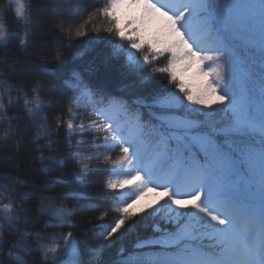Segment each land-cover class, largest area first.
<instances>
[{
  "label": "snow or ice",
  "instance_id": "obj_1",
  "mask_svg": "<svg viewBox=\"0 0 264 264\" xmlns=\"http://www.w3.org/2000/svg\"><path fill=\"white\" fill-rule=\"evenodd\" d=\"M63 2L50 4L53 16ZM6 3L3 21L12 14L19 30L9 36H20L16 47L25 52L35 14L25 0ZM82 9L86 18L77 15L79 22L67 27L61 20L59 32L69 41L89 37V49L111 37L112 57H122L134 79L110 90L77 69L62 77L58 67L41 65L70 95L64 115L54 117L55 130L45 124L33 140L47 134L49 143L33 151L65 149L47 162L73 165L71 185L57 175L42 182V191L21 193L23 200H38L39 215L25 211L30 227L7 243L0 239V249L7 244L16 264H264V0H106L95 8L80 0L75 10ZM7 44L0 28V47ZM44 59L65 63L59 41ZM17 63L8 69L14 72ZM55 86L39 79L30 85L33 95L23 98L30 119L47 121L43 110L51 104L41 94ZM0 89L9 103L12 91L24 92L5 80ZM85 98L78 118L73 105ZM3 100L0 95V107ZM38 161L44 164L45 157ZM98 175L108 176L99 201L86 191L89 178ZM0 179L19 177L5 171ZM57 185L64 190L57 192ZM149 193L160 198L141 203ZM10 207L4 209L9 224L20 219ZM97 212L86 220L91 246L82 245L76 218ZM110 212L114 218L102 223ZM57 228L69 230L50 231Z\"/></svg>",
  "mask_w": 264,
  "mask_h": 264
},
{
  "label": "trees",
  "instance_id": "obj_2",
  "mask_svg": "<svg viewBox=\"0 0 264 264\" xmlns=\"http://www.w3.org/2000/svg\"><path fill=\"white\" fill-rule=\"evenodd\" d=\"M86 3L91 4L95 7H102L106 0H85ZM80 3V0H68V7L70 9L66 11V19L70 23H78L77 15H81L86 18L89 14L87 10L82 9L78 14L75 10L76 6ZM25 4H31V12L36 13L34 0H25ZM0 6H3L0 10V27L3 29L4 40L8 42L7 47H0V60L4 61L3 64H0V69H3L4 75L0 76V80H5L8 83L15 85L18 88H23L24 92H11L12 101L9 103L8 93L4 92L3 89H0V95L4 96L3 107H0V157L5 159H0V172L7 171L9 176H18V180L11 179H0V224L4 225L2 232H0V237L6 243L11 241L13 238V233L18 232L26 227H30L24 224L23 216L25 211H27L31 217H37L38 212V200L35 197H31L29 200H23L20 196L21 193L31 191V188L34 187L35 191L38 193L43 190V181L47 180L51 182L52 178L57 175H63L69 180L71 185V179L68 177V172L70 167L73 165L69 164L67 168H60L56 164H50L47 162V157L50 155L60 156L64 153L65 149L62 147L58 152H35L33 149L37 144L47 145L49 143L50 137L45 134L39 141L33 142L35 135L44 132V125L50 126L53 131L55 130L56 121L54 117L56 115H64L65 107L68 103L67 100H64V97L70 93H66L63 89V86L59 84L57 77L47 75L40 71V67L43 64H48L49 67H58L60 75L62 77H69L70 72L73 69L79 70L86 79L90 80L91 83L95 86H107L110 90H115L118 85L127 84L134 77L128 76L126 69L123 67L124 60L123 58H113L111 55V47L108 45V40L112 39L107 37L104 40L94 43L91 48L88 47L89 37L83 39L75 38L71 41L65 39L63 34L59 32L56 28L53 30L50 35L47 36H38L36 33V14L33 20V29L34 34L29 41L28 48L25 52H20L19 48L16 45L19 43L20 36L10 37L9 33L13 30H19V25L12 23V14L8 13L9 23H4L3 15L7 7L6 0H0ZM57 17V16H55ZM61 19L58 21L60 22ZM75 23L72 25L74 28ZM97 24H102V21H97ZM23 33L21 32V35ZM92 34L90 33V36ZM46 41L58 40L60 43L61 49L65 52V63L62 65L51 64L49 60L44 59L45 57L50 58L53 54L54 45L44 46V50L36 45L37 39ZM71 44V47L68 45ZM84 50V55L82 57L78 56L77 53ZM42 51V52H40ZM13 60L18 61L15 65V71L12 72L8 69L7 65L11 64ZM27 61L28 63H23ZM161 64L163 61L160 62ZM95 69L94 74L90 75L85 71L87 68ZM21 69V70H20ZM147 71V70H145ZM24 72L32 73V77L23 81ZM44 80L50 83H55V90H45L41 94V99L45 103L51 104V107H46L43 110V115L47 116V121L42 120L41 118H36L32 120L29 118L27 110L24 105V96L28 95L31 97L33 93L30 91V85L36 80ZM159 83H163V79L156 78ZM25 82V83H24ZM27 83V84H26ZM52 91H55L54 94L58 100H60V105L56 106L52 104ZM53 94V95H54ZM87 104L84 100L80 102L79 105L74 104V111L77 112L78 118L84 114V105ZM66 118V117H65ZM24 134L26 136V143L23 145L19 143V138ZM64 130L61 128L60 136L63 137ZM54 139L55 137H51ZM77 137L76 139H78ZM73 147H75V139L72 141ZM17 146V148H15ZM23 146H29V155L32 160L28 161L26 159V154L21 153ZM19 152V153H18ZM15 153L20 154V159H24L21 162H17L15 166ZM43 155L45 157L44 164L38 161V158ZM8 157L11 159L9 160ZM30 162L34 163V172L28 171ZM19 165V167H17ZM41 168H47L48 173L45 175L40 170ZM107 175L103 176H94L90 177L88 184L89 187L86 189L94 199L99 201V194L104 191L103 189V180L107 179ZM92 180H96V185L92 184ZM97 186V190L95 188ZM63 185H57V192L64 190ZM3 193L5 194L3 196ZM8 193H15L11 199L7 197ZM110 203H115V201H110ZM5 205H11L8 211L15 213L20 216L19 220L14 219L11 224H9L6 219L8 212H6ZM99 213H93L90 216L83 217L77 216L76 222L78 223V229L76 230L77 238L82 242V245L91 246V237L93 232L91 227L86 224L87 219H95ZM115 216L114 212H110L106 221L112 220ZM67 228H57L50 231L60 232L68 231ZM31 239V237H29ZM13 254L16 252L13 250ZM85 259L88 257V253H84ZM33 259L39 260V253L33 247ZM0 264H16V261L9 256V247L7 244L0 249Z\"/></svg>",
  "mask_w": 264,
  "mask_h": 264
},
{
  "label": "rangeland",
  "instance_id": "obj_3",
  "mask_svg": "<svg viewBox=\"0 0 264 264\" xmlns=\"http://www.w3.org/2000/svg\"><path fill=\"white\" fill-rule=\"evenodd\" d=\"M53 2V0H34V4L35 6H38L40 9L38 10V15H36V33L37 35L40 34V33H43L44 35H50V33L55 30V28L57 29V24L60 23L58 22V19L60 20H63L64 24H65V27H67L69 24H70V21L68 19H66V11H68L70 9V7H68V0H64V2L61 4L60 8H59V13L57 15V17L53 16L51 14V9H50V4ZM47 4H49L48 6H46ZM40 20V21H39ZM2 28V27H0ZM58 30V29H57ZM59 31V30H58ZM4 37V35H3ZM58 40H54L53 42L52 41H46V40H41L40 38L37 39L36 41V45H38L41 50L43 49L44 50V46L46 45H50V43L52 45H54V47L56 46V42ZM42 52V51H40ZM21 70V69H20ZM32 77V73L30 72H24V78L23 81H27L29 80L30 78ZM25 83V82H24ZM27 84V83H26ZM48 90H55V87L53 88H48ZM56 91V90H55ZM55 91H52V104L56 105V106H59L60 105V100H58L55 96H57L55 93ZM57 92V91H56ZM54 94V95H53ZM87 99V98H86ZM19 143L21 144H25L26 143V136L24 134L21 135V137L19 138ZM15 148H17V146H15ZM22 152H24V154H26V159H28V161L32 160L30 158V155H29V150H30V147L29 146H23L22 148ZM19 153V152H18ZM20 154H17L15 153V166H16V163L19 161L21 162L22 160L24 159H20ZM34 163H31L30 162V166L28 167V171L30 172H34ZM92 184H95L96 185V180H92L91 182ZM97 186L95 188V191L97 190ZM160 197L152 194V193H149L147 197H145V200L144 201H141V203H145V202H155L156 199H159ZM137 210L139 209V205L136 206Z\"/></svg>",
  "mask_w": 264,
  "mask_h": 264
},
{
  "label": "bare ground",
  "instance_id": "obj_4",
  "mask_svg": "<svg viewBox=\"0 0 264 264\" xmlns=\"http://www.w3.org/2000/svg\"><path fill=\"white\" fill-rule=\"evenodd\" d=\"M40 8L38 7V6H35V11H36V15H38V10H39ZM40 21V20H39ZM58 21H59V19H58ZM38 36H46V35H44L43 33H40V34H38Z\"/></svg>",
  "mask_w": 264,
  "mask_h": 264
},
{
  "label": "clouds",
  "instance_id": "obj_5",
  "mask_svg": "<svg viewBox=\"0 0 264 264\" xmlns=\"http://www.w3.org/2000/svg\"><path fill=\"white\" fill-rule=\"evenodd\" d=\"M3 6H0V10H2ZM0 239H2V237H0Z\"/></svg>",
  "mask_w": 264,
  "mask_h": 264
}]
</instances>
